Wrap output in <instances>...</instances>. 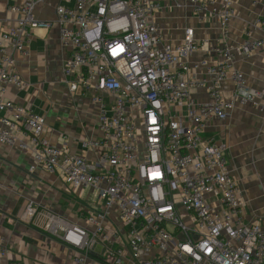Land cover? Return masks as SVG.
Here are the masks:
<instances>
[{"label": "built area", "instance_id": "built-area-1", "mask_svg": "<svg viewBox=\"0 0 264 264\" xmlns=\"http://www.w3.org/2000/svg\"><path fill=\"white\" fill-rule=\"evenodd\" d=\"M43 1L8 0L16 19L0 34V141L31 133L29 143L19 144L30 150L33 168L61 172L74 188L95 187L103 210L87 219L92 231L34 202L21 221L74 249L78 262L89 258L101 237L113 264H264V221H248L225 145L204 136L213 120L230 118L236 104H258L259 92L246 86L234 60L264 49V36L231 44L234 1L189 0L199 19L217 21L221 43L213 49L218 63L193 68L189 59L202 41L188 27L181 42H165L155 0H61L53 22L36 16ZM54 23L68 52L63 73L71 78L70 90L98 93L103 137L88 144L101 148L96 164L51 144L41 135L45 117L5 98L8 86H26L14 54L26 52L35 29ZM256 24L264 27V17ZM200 67L211 82L191 74ZM227 79L235 86L229 100L222 87ZM195 89H206L210 102L197 104ZM113 216L126 227L125 245L116 246L120 235L104 224ZM9 253L0 235V256Z\"/></svg>", "mask_w": 264, "mask_h": 264}, {"label": "crops", "instance_id": "crops-1", "mask_svg": "<svg viewBox=\"0 0 264 264\" xmlns=\"http://www.w3.org/2000/svg\"><path fill=\"white\" fill-rule=\"evenodd\" d=\"M155 1L160 4L156 20L165 42H181L188 27L194 28L196 39L202 41L189 59L192 67L202 61L216 64L221 60L213 50L221 44L219 25L214 18L199 19L189 0ZM233 1L235 16L230 22L228 42L236 44L248 38L263 37L264 27L256 22L264 17V0ZM60 2L44 0L38 4L37 18L55 21V10ZM7 6L8 0H0V34L15 24L16 15L8 11ZM67 53L55 23L51 28L35 29L26 43V52L14 54L26 86L23 89L8 86L5 98L44 116L46 124L41 135L51 144L66 147L70 153L82 155L89 163L96 164L101 148L88 144L99 142L103 137L98 126V93L92 89L70 90L71 78L63 73ZM234 68L243 74L246 86L259 92L258 104H236L230 118L213 120L204 136L214 137L225 145L229 170L240 185L248 221H264V111L261 109L264 107V49L237 56ZM192 73L207 82L213 80L205 67L192 69ZM222 87L225 98L231 99L235 89L232 80H224ZM192 97L197 104L210 102L206 89L193 90ZM31 135L15 132L14 142L0 141V235L10 248L9 254L0 256V264H113L114 256L107 251L101 237L89 258L78 262L74 249L29 222L21 221L27 206L34 202L39 208H48L92 231L95 225L87 219L103 210L95 187L74 188L65 182L61 172L52 173L42 166L33 168L30 150L19 144L21 141L29 143ZM110 219L113 220H104V224L107 229H116L120 235L121 243L116 246L125 245L128 239L126 227L114 216ZM128 255L126 249L125 256Z\"/></svg>", "mask_w": 264, "mask_h": 264}, {"label": "rangeland", "instance_id": "rangeland-1", "mask_svg": "<svg viewBox=\"0 0 264 264\" xmlns=\"http://www.w3.org/2000/svg\"><path fill=\"white\" fill-rule=\"evenodd\" d=\"M140 139H141V140H143V136H142V133H141V135H140Z\"/></svg>", "mask_w": 264, "mask_h": 264}]
</instances>
